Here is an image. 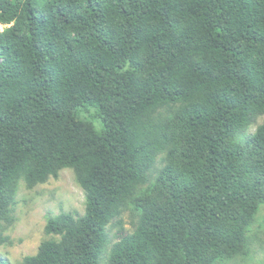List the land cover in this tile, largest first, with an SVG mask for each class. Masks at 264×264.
Masks as SVG:
<instances>
[{
	"label": "trees",
	"instance_id": "trees-1",
	"mask_svg": "<svg viewBox=\"0 0 264 264\" xmlns=\"http://www.w3.org/2000/svg\"><path fill=\"white\" fill-rule=\"evenodd\" d=\"M38 1L0 0V245L19 183L70 168L85 213L48 217L22 264L245 254L264 204V123L244 135L264 116V0Z\"/></svg>",
	"mask_w": 264,
	"mask_h": 264
},
{
	"label": "rangeland",
	"instance_id": "rangeland-1",
	"mask_svg": "<svg viewBox=\"0 0 264 264\" xmlns=\"http://www.w3.org/2000/svg\"><path fill=\"white\" fill-rule=\"evenodd\" d=\"M42 1L45 0L38 2L42 4ZM263 123L264 116L258 117L244 135L251 136ZM85 209L86 195L73 169H63L57 178L31 189L21 181L12 205V222L5 226L4 235L9 240L0 245V260L5 264H22L25 257L35 255L41 243L52 237L45 232L48 217L63 212L81 216ZM137 222L138 213L129 206L107 228L111 243H116L122 233L133 232ZM248 238L245 254L219 264H264V204L250 227Z\"/></svg>",
	"mask_w": 264,
	"mask_h": 264
}]
</instances>
